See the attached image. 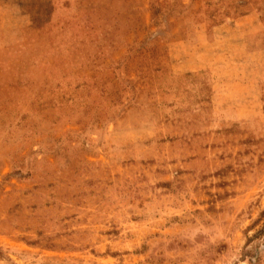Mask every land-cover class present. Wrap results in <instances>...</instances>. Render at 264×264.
I'll return each mask as SVG.
<instances>
[{
  "label": "rangeland",
  "instance_id": "rangeland-1",
  "mask_svg": "<svg viewBox=\"0 0 264 264\" xmlns=\"http://www.w3.org/2000/svg\"><path fill=\"white\" fill-rule=\"evenodd\" d=\"M0 264H264V0H0Z\"/></svg>",
  "mask_w": 264,
  "mask_h": 264
},
{
  "label": "crops",
  "instance_id": "crops-1",
  "mask_svg": "<svg viewBox=\"0 0 264 264\" xmlns=\"http://www.w3.org/2000/svg\"><path fill=\"white\" fill-rule=\"evenodd\" d=\"M246 15H244V17H245ZM222 26V24L220 23V24H218V25H215V26H213L212 27V30H217L218 28H220Z\"/></svg>",
  "mask_w": 264,
  "mask_h": 264
}]
</instances>
